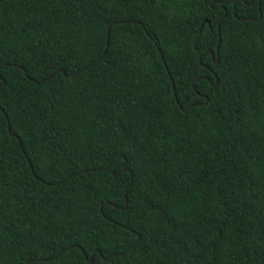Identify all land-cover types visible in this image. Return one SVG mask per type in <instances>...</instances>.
<instances>
[{
  "label": "trees",
  "instance_id": "obj_1",
  "mask_svg": "<svg viewBox=\"0 0 264 264\" xmlns=\"http://www.w3.org/2000/svg\"><path fill=\"white\" fill-rule=\"evenodd\" d=\"M92 258L264 264V0H0V264Z\"/></svg>",
  "mask_w": 264,
  "mask_h": 264
},
{
  "label": "water",
  "instance_id": "obj_2",
  "mask_svg": "<svg viewBox=\"0 0 264 264\" xmlns=\"http://www.w3.org/2000/svg\"><path fill=\"white\" fill-rule=\"evenodd\" d=\"M211 7H213V4L211 5ZM221 8L224 9V6H221ZM226 15H227V14H226ZM220 24H221V23H219V33H220ZM219 48H220V41H219V44H218V47H217V53H219ZM205 55H211L212 58H213V60H214V58H215V53H214L212 50H208L206 53H204V54L201 56V58H200V62H201V60L203 59V56H205ZM214 63H215L216 65H218V64H219V59L214 60ZM60 72L65 73L63 70H61ZM171 83H172V86H173L174 95L176 96V89H175L174 81H173L172 78H171ZM183 111H187V110H183ZM9 131L11 132L10 127H9ZM12 136H13V137H16L15 135H12ZM16 138H17V137H16ZM125 195H126V197H127V192H126ZM126 208H127V204H126V206H125L122 210H126ZM98 253H99V251H98ZM88 263H89V264H92V263H93V258L90 259V260L88 261Z\"/></svg>",
  "mask_w": 264,
  "mask_h": 264
}]
</instances>
